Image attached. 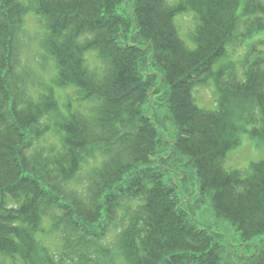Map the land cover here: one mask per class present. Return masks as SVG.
I'll return each instance as SVG.
<instances>
[{
	"label": "trees",
	"instance_id": "trees-1",
	"mask_svg": "<svg viewBox=\"0 0 264 264\" xmlns=\"http://www.w3.org/2000/svg\"><path fill=\"white\" fill-rule=\"evenodd\" d=\"M240 4L0 0V264H264V160L225 167L243 132L264 139V52L241 77L220 66L264 31V3ZM32 19L44 82L20 61ZM211 83L214 110L194 96ZM192 200L241 242L201 227Z\"/></svg>",
	"mask_w": 264,
	"mask_h": 264
},
{
	"label": "rangeland",
	"instance_id": "rangeland-1",
	"mask_svg": "<svg viewBox=\"0 0 264 264\" xmlns=\"http://www.w3.org/2000/svg\"><path fill=\"white\" fill-rule=\"evenodd\" d=\"M176 0H170L171 3ZM247 0H241L239 7V14L242 13ZM264 3V0H261ZM176 24L179 29L180 36L189 44L194 46L191 39V34L195 30L197 21L193 13H188L184 15H178L175 19ZM25 34L21 37V53L20 61L22 65V70L29 72L34 79L44 82V78H47L43 65L41 63V57L37 51V43L35 36L39 32L38 22L32 19L29 20L25 27ZM36 43V44H35ZM230 55L228 58L220 62V66H224V69L227 66L235 67V75L242 76L244 65L242 61L246 60V57L250 51L262 50L264 52V31L253 35L250 38H247L244 42V45L238 47H232L229 49ZM246 52V54H245ZM232 60V62H231ZM235 63V64H234ZM38 83V82H37ZM194 96L196 98V103L201 107L209 110L216 109V100L217 92L214 84L208 86H200L194 90ZM158 101V100H157ZM61 104L66 102L65 97L60 98ZM158 102H156V106ZM160 107L161 115H165L166 111L163 106ZM259 117V116H256ZM260 124L253 122L248 125L246 128L252 130L253 127H258ZM162 130L166 133L168 137L174 136L175 128L169 123L166 122L165 126H162ZM264 160V139L257 137H252L249 132H243L241 134V144L237 148L229 152L228 158L225 163L226 169H237L241 170L243 173H248L251 170V164ZM186 208L194 212L195 218L201 227L210 228L213 231L222 233L225 240L232 241L233 244H238L241 242V237L239 233L231 226L228 222H220L216 219L213 207L208 203H203L200 207H196L194 201L192 200L190 204H186ZM55 241L57 239L61 240L67 236L63 230L56 232ZM259 240L254 239L253 244H259ZM252 247L247 249V254L251 253Z\"/></svg>",
	"mask_w": 264,
	"mask_h": 264
}]
</instances>
